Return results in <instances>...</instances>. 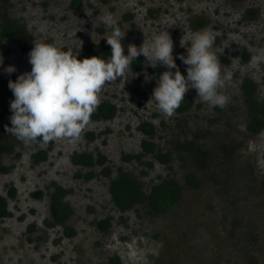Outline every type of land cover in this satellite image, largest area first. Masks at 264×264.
Segmentation results:
<instances>
[{
    "label": "rangeland",
    "instance_id": "1",
    "mask_svg": "<svg viewBox=\"0 0 264 264\" xmlns=\"http://www.w3.org/2000/svg\"><path fill=\"white\" fill-rule=\"evenodd\" d=\"M81 1L79 10L70 8V0H0V7L22 22L35 40L55 43L64 51L71 49L79 59L89 57L86 45L106 41L111 34L112 29L101 20L106 12L114 14L126 32L125 50L129 44L150 43L155 34L167 30L174 42L173 56L187 55V37L199 31L192 21L203 19L202 29H210L215 36L212 50L220 59L222 73H234L231 84L222 90L230 102L224 108L213 107L202 102L195 89H189L191 108L166 117L151 98L158 77L146 83L142 71L131 65L132 73L139 76L131 77L129 70L124 89L117 80L107 83L101 92V101L115 104V115L90 118L77 142H37L0 153V164L13 165L8 173H0V195L6 197L10 212L0 218V264H106L114 255L120 264H250V256L264 264V150L250 148L252 143H264L260 135L264 129L256 134L246 130L241 91L242 82L249 79L255 84L257 100L264 101V65L258 70L249 66L251 57L264 48V0ZM124 14L131 16L126 19ZM21 44L3 39L0 84L5 78L12 76L15 81L31 71ZM10 65L17 71L9 75L4 68ZM177 65L186 76L187 66L182 61ZM156 66L160 74L168 70ZM13 99L10 90L5 98L9 107L5 122L10 127ZM143 121L155 126L152 140L160 151L169 153L168 162L151 154L140 162L122 157L141 151L146 135L138 125ZM86 131H92L94 139H87ZM188 141L207 151L208 167L197 173L198 188L185 187L177 205L164 215H149L140 206L126 212L115 207L108 185L119 169L139 177L145 191L164 178L182 183L184 173L195 168L184 146ZM221 144L232 147L227 176H221ZM39 149H47V158L34 164L31 154ZM81 151L106 157L104 165L91 168L89 179L81 175L90 168L70 160L73 152ZM103 166L109 167L110 177L101 173ZM52 183L69 189L73 211L66 224L74 230L72 236L64 235L62 226L44 224L49 217ZM10 186L16 189L14 197L8 194ZM36 191L41 194L35 195ZM106 217L111 223L107 233L96 225ZM30 223L35 225L31 232L27 231Z\"/></svg>",
    "mask_w": 264,
    "mask_h": 264
},
{
    "label": "clouds",
    "instance_id": "2",
    "mask_svg": "<svg viewBox=\"0 0 264 264\" xmlns=\"http://www.w3.org/2000/svg\"><path fill=\"white\" fill-rule=\"evenodd\" d=\"M101 20L112 29L106 38L111 48L107 61L100 56L79 59L71 49L64 51L55 43L33 40L34 46L28 54L31 71L8 82L14 96L10 101L11 127L5 125L9 136L25 147L37 142H77L101 103L104 86L119 80L124 89L129 82L131 65L141 55L151 66L155 62V66L159 64L168 69L157 78L151 97L166 117L175 114L189 89H195L200 100L213 107L224 108L230 102V97L222 90L231 84L234 73L230 70L222 73L220 59L212 50L215 36L210 29L188 35L187 55L178 56L187 66L185 76L176 64L174 42L167 30L155 34L150 43L144 41L139 47L129 44L125 54L122 41L126 32L118 26L114 14L106 12ZM261 65H264V48L249 61L252 69L258 70ZM16 71L15 66L4 68L9 75ZM131 74V77L140 75L132 71ZM142 74L146 83L155 78L146 70ZM260 135L264 136V132ZM250 148L264 150V143H252ZM64 200L67 202L68 197Z\"/></svg>",
    "mask_w": 264,
    "mask_h": 264
},
{
    "label": "trees",
    "instance_id": "3",
    "mask_svg": "<svg viewBox=\"0 0 264 264\" xmlns=\"http://www.w3.org/2000/svg\"><path fill=\"white\" fill-rule=\"evenodd\" d=\"M82 6L81 0H70V8L79 10ZM130 14H124L123 18H129ZM119 26V23H118ZM205 22L202 19H196L192 21V27L201 30L204 28ZM9 38L14 41L22 42L20 50L29 54L33 48V40L35 38L27 30L26 26L16 19L12 18L6 9H1L0 7V50L3 49V39ZM84 51L87 56H100L104 59H109L111 55V48L106 43L105 40L99 43H89L84 47ZM127 54V50H125ZM176 59V64H179L181 60L178 55H174ZM132 67L136 70L143 71L146 70L150 75L154 77H159L160 68L158 66L147 67L145 61L140 56L133 61ZM9 80H12V76L2 80L0 84V153H10L14 150V147L22 146L23 143L18 141L15 137L9 136L5 131V118L8 116L9 107L6 105L5 98L9 95L10 89L8 87ZM241 91L243 95V103L247 110V122L246 130L251 134L259 133L264 129V101H258L255 96V84L249 79H245L241 84ZM192 98L189 93H186L185 99L181 103V106L176 110L177 113H183L189 110L192 106ZM116 113V106L109 100L101 101L100 105L96 111L92 114L91 118L93 120L101 119H111ZM10 127V126H9ZM138 129L141 130L146 138L141 141V151L132 154H125L122 157L125 160L134 159L138 162L148 154H151L159 160L160 162H168V152H162L158 148L157 144L152 140L155 135V126L148 122L143 121L138 125ZM87 139H94L95 135L92 131H86L84 133ZM185 149L194 162L195 168L188 170L184 173L183 182L181 183L175 178H164L157 183L151 185L148 191L143 188V183L141 179L131 172L119 169L114 177L110 178L108 191L111 196V200L115 207L120 212H126L136 206L143 207L145 212L152 216L164 215L172 211L180 200L182 191L185 187L198 188L200 180L197 177L198 171H201L203 167H208L207 163V151L203 147H198L197 144L188 141L184 143ZM220 149H223L221 161L224 166L222 169L221 176H227L229 172V166L232 163L231 152L232 147L228 145H220ZM17 156H19L17 154ZM47 149H39L31 154L32 163L37 164L41 161L46 160ZM70 160L74 165H79L82 167L90 168L81 176L85 179H89L93 176L92 167L95 165H104L106 157L102 153H96L94 155L88 151L73 152L70 156ZM151 165V162H148ZM10 165L0 164V173H8L11 168ZM226 168V169H224ZM101 173L105 176L110 177V169L108 166H103L101 168ZM80 176V174H78ZM212 179L216 182L219 180L216 175H212ZM15 187L10 186L8 194L10 197L15 195ZM35 195H40V191H36ZM69 189L64 188L61 185L52 183V190L49 193V217L44 221L47 227L62 226L63 234L66 236H72L74 230L69 227L66 222L72 214V207L67 200L65 202L64 198L68 197ZM10 214L7 209V199L5 196L0 195V218L6 217ZM110 218H102L96 222L97 227L108 232L110 228ZM35 228L33 223L27 225V231L31 232ZM30 239V238H28ZM250 264H257L254 257L250 256L248 258ZM106 264H120V259L117 255L109 257Z\"/></svg>",
    "mask_w": 264,
    "mask_h": 264
}]
</instances>
